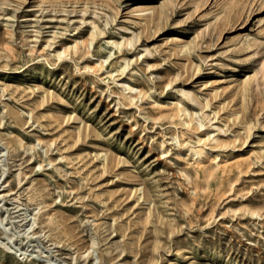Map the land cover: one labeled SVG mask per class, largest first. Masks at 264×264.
I'll return each instance as SVG.
<instances>
[{
	"label": "rangeland",
	"instance_id": "rangeland-1",
	"mask_svg": "<svg viewBox=\"0 0 264 264\" xmlns=\"http://www.w3.org/2000/svg\"><path fill=\"white\" fill-rule=\"evenodd\" d=\"M0 264H264V0H0Z\"/></svg>",
	"mask_w": 264,
	"mask_h": 264
}]
</instances>
